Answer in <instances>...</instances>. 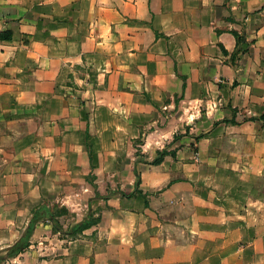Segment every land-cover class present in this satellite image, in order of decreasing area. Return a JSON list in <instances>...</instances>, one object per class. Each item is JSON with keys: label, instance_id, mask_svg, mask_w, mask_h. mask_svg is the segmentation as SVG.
<instances>
[{"label": "crops", "instance_id": "obj_1", "mask_svg": "<svg viewBox=\"0 0 264 264\" xmlns=\"http://www.w3.org/2000/svg\"><path fill=\"white\" fill-rule=\"evenodd\" d=\"M0 22V251L47 177L90 173L96 96L115 143L194 136L133 168L146 198L111 201L82 239L52 235L36 264H264V0H0Z\"/></svg>", "mask_w": 264, "mask_h": 264}, {"label": "rangeland", "instance_id": "obj_2", "mask_svg": "<svg viewBox=\"0 0 264 264\" xmlns=\"http://www.w3.org/2000/svg\"><path fill=\"white\" fill-rule=\"evenodd\" d=\"M89 101L91 102L92 106L91 110L88 112V121L91 125L90 142L92 144L91 148H93V162L91 163L92 167H90V173L88 175H84L78 170L76 175L66 179L61 178L60 181L58 179H52L49 181V177H47L46 187H50L51 189L50 194H48L49 197H46L44 202H40L41 204L30 210L31 213L28 223L31 219L32 211L43 204H47L52 209H57V211H60L61 208H64L68 211L67 214L58 216L57 218L58 222L63 228V231H69L72 226L84 221L89 216V214L92 215L93 220L99 219L101 222L103 210L110 209L108 203L112 201V205L118 206L119 203L124 201L126 196L134 190V185L139 173L136 171V169L133 170L134 167H143L141 169H146V166H154L151 163L158 157L157 153L164 149L175 152V156L171 157L176 159V150H172L173 144L179 139L181 140L182 137L194 136L190 134L188 129L184 134L174 135L173 141L169 144H166L162 150L150 152V154L143 153L141 148V146L144 145L143 134L146 135V133L151 132V129H142V136L137 139L130 140L129 143H115V138L117 135H120L121 132L118 131L114 126L109 128L101 127L100 123L98 124L96 117L98 108L96 96L91 97ZM85 102L86 101H84V103ZM96 125H99V127ZM124 135L131 137L134 134L131 128H126ZM176 137L179 138L176 140ZM191 148L193 151H196L195 144H192ZM121 150L125 151V156L122 159H117V156H120V154L117 153ZM140 164H145L146 166H141ZM53 183H55V185H53ZM62 187H73L75 189L74 191H70L64 190ZM100 202H103L101 204L102 206H99ZM90 203L94 205V207L91 209L87 206ZM164 211L169 214L172 213L171 209H164ZM98 224L92 228L98 226ZM84 232L82 234L73 236L55 233L52 231L49 223H44V221H41L32 237L30 247L24 253H22V256H19H21V259L23 260H25V257H28L26 264H36L38 259L41 261L43 259L49 261L54 259L52 257L54 252L45 249L46 246H44V244L45 242H47L46 244L49 243V238L52 235H57V240L59 239L65 240L66 242H71L84 238ZM64 244L66 245V243ZM6 250L7 249L0 251V263H3L1 259L5 255ZM55 255L57 257H62V255H58L57 252ZM16 261L17 260L14 258L12 259V262H9L14 264H20L22 262V260H19L18 262ZM23 264H25V261Z\"/></svg>", "mask_w": 264, "mask_h": 264}, {"label": "trees", "instance_id": "obj_3", "mask_svg": "<svg viewBox=\"0 0 264 264\" xmlns=\"http://www.w3.org/2000/svg\"><path fill=\"white\" fill-rule=\"evenodd\" d=\"M234 36L236 37L237 40V46L239 47V44L244 41V36L240 35L237 32L233 33ZM247 51V49H245ZM240 52V49L237 48L236 54ZM260 121L263 122L264 125V115L259 118ZM88 136V135H87ZM202 137L199 136L197 139H200ZM179 137H176V140ZM88 154L90 156V161L91 163L93 162V155L91 151V146L88 145ZM157 158L151 163L154 166L162 164V162L165 160L167 156H175V152L168 151L167 149H164L160 152L157 153ZM140 185H141V177L138 174L137 175V180L135 182V187L134 191L128 195L129 198L134 197V196H141L145 197L143 192L140 190ZM126 196V195H123ZM147 204V202H146ZM68 211L64 208H61L60 211H57L49 207L47 204L40 205L36 209L32 211V216L31 219L23 232L22 236L10 247L6 250L5 255L2 257L1 261L4 262L8 259H14L24 253L31 244L32 237L35 233V230L37 229L38 225L40 224L41 221H44V223H49L52 231L55 233H62L65 235H77V234H82L84 231L92 228L93 226L97 225L100 221L99 219L93 220V217L91 214L82 222H79L72 226L69 231H63V228L61 227L60 223L58 222L57 218L58 216H62L67 214Z\"/></svg>", "mask_w": 264, "mask_h": 264}, {"label": "built area", "instance_id": "obj_4", "mask_svg": "<svg viewBox=\"0 0 264 264\" xmlns=\"http://www.w3.org/2000/svg\"><path fill=\"white\" fill-rule=\"evenodd\" d=\"M3 29H4L3 23L0 22V40H1L2 35H3Z\"/></svg>", "mask_w": 264, "mask_h": 264}]
</instances>
